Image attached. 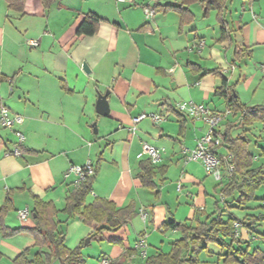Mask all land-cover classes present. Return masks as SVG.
<instances>
[{"label":"crops","instance_id":"crops-1","mask_svg":"<svg viewBox=\"0 0 264 264\" xmlns=\"http://www.w3.org/2000/svg\"><path fill=\"white\" fill-rule=\"evenodd\" d=\"M205 1L138 0L129 5L118 0H51L46 5L43 0H27L22 15L0 0V108L24 118L18 129L25 137L21 156H8L17 140L12 130L0 125V210L9 198L12 203V210L0 216V264H12L34 246L29 231L36 227L32 214L35 198L63 210L76 180L64 175L71 166L89 161L98 171L86 204L105 199L118 209L134 204L136 210L125 227L104 234L102 242L109 250L101 260L132 264L139 257L145 264L148 257L169 253L181 233L164 227L177 222L170 201H166L162 221L156 223L157 207L148 199L150 189L137 179L140 163L149 160L147 156L138 158L145 144L162 151V162L156 166V188L158 179L176 173L174 185L182 195L177 206L191 207L188 221L198 213L216 210L227 179L216 182L201 162L185 165L186 154L196 148L208 127L180 114L177 106L193 102L224 112L228 97L234 96L240 105L263 107L244 103L239 90L247 81L249 63L257 60L260 69L264 66V0H221L214 5ZM165 6L180 7L183 15L165 11ZM144 7L156 9L157 14L147 19ZM90 14L102 19L97 33L78 37V27ZM31 40L39 46L30 47ZM200 42H204L203 49L198 47ZM258 51L262 53L258 55ZM83 65L90 74L83 71ZM223 81L227 98L215 95ZM106 92L110 114L103 117L104 122L98 120L106 146L103 142L93 145L89 126L102 117L96 112V102L98 95ZM142 114L168 117L160 124L143 120L131 132L133 120ZM243 122L242 112L235 111L216 132L222 135L230 124L235 125L232 135L246 134L255 167L264 168L260 128L264 123L244 126ZM107 126L112 131L105 130ZM222 152L231 156L226 147ZM162 192H158L160 200ZM23 210L29 211L25 221L19 217ZM56 220L68 249L77 248L86 238L93 241V229L82 221H67L62 214ZM15 230L20 231L12 234ZM144 235L146 257L135 250ZM242 235L249 239L245 230ZM259 241L256 238L251 247ZM210 249L212 256L220 251L216 245ZM37 251L33 249L32 254ZM210 259L214 263L215 259Z\"/></svg>","mask_w":264,"mask_h":264},{"label":"trees","instance_id":"trees-1","mask_svg":"<svg viewBox=\"0 0 264 264\" xmlns=\"http://www.w3.org/2000/svg\"><path fill=\"white\" fill-rule=\"evenodd\" d=\"M8 8L16 13L24 14L27 0H4ZM51 0H43L48 5ZM221 0H206V5L216 4ZM258 1V0H255ZM166 10H175L183 15V9L175 6H165ZM102 19L95 15H88L78 27V37L93 36L97 33ZM215 95L228 97L227 83L219 88ZM228 108L233 112L241 111L244 116L242 125L250 126L256 122L264 123V107H246L240 105L237 97H228ZM236 126L230 124L225 132L218 136L222 140V147H226L231 154V163L234 166L232 177L221 192V201L217 203L212 214L203 212L195 215V219L188 223L170 222L164 224L167 230H178L181 238L173 243L171 251L160 253L146 259L145 264H202L203 254H213L211 246L220 248L217 261L223 264H264V250L257 247L251 249V243L258 238L254 226L264 222V199L258 207V213L247 214L239 219L234 211L251 210L249 205L258 201L257 192L264 186V168L255 167V157L249 152L250 139L245 133L233 136ZM95 170V174L97 173ZM158 168L148 161L140 163V172L137 179L143 188L155 189V179ZM94 176L73 187L66 199L65 208L57 210L52 203H45L35 198V207L32 214L36 216V227L29 231L34 237V246L23 251L15 260V264H52L54 260L60 264H85L82 251L84 244L70 250L65 246V236L58 232L60 223L56 220L62 214L67 221L78 219L93 229L91 238L103 241L106 232H117L125 227L136 214L135 205L131 204L118 209L114 202L105 199H95L86 204ZM12 210L11 199L0 210L1 218ZM240 223L247 232L248 240L237 234L235 224ZM15 230L12 234L18 233ZM11 235V234H10ZM264 238V237H263ZM38 248L35 254L32 250Z\"/></svg>","mask_w":264,"mask_h":264},{"label":"built area","instance_id":"built-area-1","mask_svg":"<svg viewBox=\"0 0 264 264\" xmlns=\"http://www.w3.org/2000/svg\"><path fill=\"white\" fill-rule=\"evenodd\" d=\"M138 0H118L119 3L135 5ZM144 14L147 19L153 18L156 15V10L150 7L143 8ZM256 18V16H255ZM30 47H38L39 42L31 40L28 42ZM200 49H203L204 42H200ZM262 73L264 74V66H261ZM177 111L180 114L189 116L195 120L201 121L208 127V132L202 136L196 145V148L190 151L185 156V165L191 162H201L204 165L206 173L211 176L216 182L223 183L225 179L232 177L234 172V166L231 163V156H223L220 153L222 147V140L217 137V128L233 114V110L228 108L224 112H214L209 108L198 105L193 102L181 103L177 106ZM168 115L159 114H142L133 120V126L130 131H136V125L143 120L150 119L155 124H160L166 121ZM24 123V118L20 115L13 114L8 108H0V125L13 131L16 137L17 143L7 153L8 156L20 157L21 146L25 141L24 134L18 129ZM143 156H147L152 165L157 166L162 162V151L156 147L145 144L143 151L138 155L139 159ZM95 175V166L89 161L84 166L73 165L70 167L68 172L64 175L65 179L71 176L75 177L73 183L74 187H78L81 183ZM181 184H178V191L181 190ZM29 216L28 210H23L19 213L21 220L25 221ZM237 234H242L243 226L240 223L235 224ZM135 250H139L143 257L147 256V236H142L135 245ZM102 264H109L108 260H103Z\"/></svg>","mask_w":264,"mask_h":264},{"label":"rangeland","instance_id":"rangeland-1","mask_svg":"<svg viewBox=\"0 0 264 264\" xmlns=\"http://www.w3.org/2000/svg\"><path fill=\"white\" fill-rule=\"evenodd\" d=\"M156 12H157V10H156ZM261 53H262L261 51H258L257 54L259 55ZM261 71L262 70L260 69V65L257 64V60L253 63H249L248 70L245 73V76L247 77V81L245 84H242V87L239 90L241 93V98L243 99L244 103H246L248 105L263 106L264 107V75H262ZM98 120H101V121L103 120V122H104L105 119L103 117H97V120H95L94 122H92L90 124V126H89V130H90L89 142L93 143V145H98L100 142H103L104 146H106V140L101 138L103 133H104V130L100 129V127L102 125L99 124ZM94 125H96L97 129L100 130V133L98 135L93 132V130H94L93 126ZM220 127H223V126L220 125ZM260 128H261L262 135L264 136V127L261 125ZM105 130L112 131V128L107 126L105 128ZM236 135H237V132L234 133V137ZM252 149H253V145H252ZM223 154H224V152L221 153V155H223ZM223 156H225V155H223ZM173 173H174V171H173ZM173 173H170L166 180H163L161 178L157 180L158 188L149 190L148 199L151 200L150 203L152 204V206L157 207L156 214L158 216V220L156 221V223H160L162 221V218H163L162 215L166 214L165 213L166 201H170L169 206L172 209V213H174V215H175L177 223L180 222V223H189L190 224L191 221H188V218H189V212H190L191 207H189L188 205H182V207L178 209L177 201L179 198H182V195L176 192V187L174 185L175 180H176V176H174V175L176 173H174V174ZM209 178H211V177H209ZM211 180H212V178H211ZM145 189H147V188H145ZM161 190L163 191L162 192V200H160L159 195H158V192H160ZM256 195H257L258 201H255V202L251 203V205H249V208L251 210H245V211L235 210L234 211L235 215H237V217L239 219H243L245 217V215H247V214L258 213V211H259L258 207L262 205L261 200L264 199V186L257 192ZM163 210H164V212H163ZM29 221H31V218L29 219ZM150 226H152L151 223H150ZM150 229L152 230V227ZM254 229L258 233L257 236L260 239V241L257 243H254L252 245L251 249L253 250V248L259 247L262 250H264V238H263L264 237V222H261V223L255 225ZM88 239L89 238H86L83 242L84 249H83L82 253H83V257L85 259V264H101V262H102L101 259H102V256L104 255V253L108 254L109 249L107 248V244L98 240L97 238H94L93 241L89 243V245L85 246V243ZM133 239H134V237L131 238V241H133ZM150 243L151 244L154 243V238L150 239ZM154 251H155V248L153 246V248L151 247V249H150V253L152 254V252H154ZM207 257H209V258H207ZM210 257L215 259L214 263L212 262ZM201 261H202V264H216L217 256L216 255L212 256V254H203L201 257ZM55 263L60 264V262H58L57 260H54L52 262V264H55ZM141 263H142V261L140 260L139 257H137L132 262V264H141ZM12 264H15V263L12 262ZM220 264H223V262L221 261Z\"/></svg>","mask_w":264,"mask_h":264},{"label":"water","instance_id":"water-1","mask_svg":"<svg viewBox=\"0 0 264 264\" xmlns=\"http://www.w3.org/2000/svg\"><path fill=\"white\" fill-rule=\"evenodd\" d=\"M83 71L86 74H90L91 71L89 70V68L85 65H83ZM108 96H109V92H106L105 94H99L98 95V100L96 102V112L99 116L102 117H108L110 114V107H109V103H108ZM94 133L97 134L98 130L96 125H94ZM90 243V239H88L85 243V246L89 245Z\"/></svg>","mask_w":264,"mask_h":264}]
</instances>
